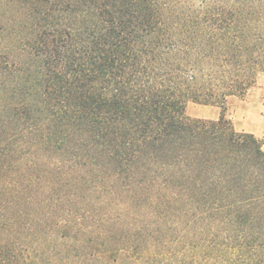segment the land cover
Returning <instances> with one entry per match:
<instances>
[{
	"label": "trees",
	"instance_id": "1",
	"mask_svg": "<svg viewBox=\"0 0 264 264\" xmlns=\"http://www.w3.org/2000/svg\"><path fill=\"white\" fill-rule=\"evenodd\" d=\"M264 0H0V264H264ZM224 110V108H223Z\"/></svg>",
	"mask_w": 264,
	"mask_h": 264
},
{
	"label": "rangeland",
	"instance_id": "2",
	"mask_svg": "<svg viewBox=\"0 0 264 264\" xmlns=\"http://www.w3.org/2000/svg\"><path fill=\"white\" fill-rule=\"evenodd\" d=\"M223 108L188 102L185 114L190 118L218 120L224 113L235 131L253 134L264 141V74L244 98L230 97Z\"/></svg>",
	"mask_w": 264,
	"mask_h": 264
}]
</instances>
